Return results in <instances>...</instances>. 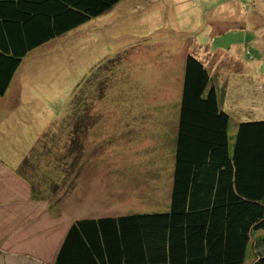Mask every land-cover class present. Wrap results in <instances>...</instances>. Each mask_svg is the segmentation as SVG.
Here are the masks:
<instances>
[{
	"label": "rangeland",
	"instance_id": "374dc122",
	"mask_svg": "<svg viewBox=\"0 0 264 264\" xmlns=\"http://www.w3.org/2000/svg\"><path fill=\"white\" fill-rule=\"evenodd\" d=\"M187 53L218 79L234 122L264 119V0H120L23 58L0 101V146L48 137L63 153L69 137L75 218L165 210L164 184L136 189L130 166L169 167Z\"/></svg>",
	"mask_w": 264,
	"mask_h": 264
},
{
	"label": "trees",
	"instance_id": "16d2710c",
	"mask_svg": "<svg viewBox=\"0 0 264 264\" xmlns=\"http://www.w3.org/2000/svg\"><path fill=\"white\" fill-rule=\"evenodd\" d=\"M119 1L0 0V99L9 101L14 74L30 51ZM217 81L187 53L169 167L130 166L141 178L136 189L152 181L154 195L164 184L168 208L76 218L52 264H244L248 252L251 264H264V119L234 122ZM67 138L63 153L54 141L56 151L49 149L48 137L38 140L55 161L50 166L48 154L40 156L35 182L46 190L32 187L33 198L46 199L65 178L80 186Z\"/></svg>",
	"mask_w": 264,
	"mask_h": 264
},
{
	"label": "crops",
	"instance_id": "0c3cea01",
	"mask_svg": "<svg viewBox=\"0 0 264 264\" xmlns=\"http://www.w3.org/2000/svg\"><path fill=\"white\" fill-rule=\"evenodd\" d=\"M0 147V264H52L67 227L77 218L73 210L81 202L79 187L65 178L49 188L46 199L33 198L32 187L46 190L35 179L43 169L40 156L48 153L44 154L37 142L14 151L11 140L6 139ZM53 147L52 143L49 149ZM47 159L53 166L54 153ZM92 188L87 187L85 193L89 195ZM97 189L106 193L100 186Z\"/></svg>",
	"mask_w": 264,
	"mask_h": 264
}]
</instances>
